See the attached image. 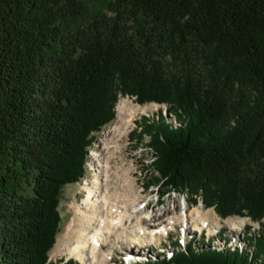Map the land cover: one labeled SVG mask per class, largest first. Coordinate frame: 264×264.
I'll list each match as a JSON object with an SVG mask.
<instances>
[{"label":"trees","instance_id":"1","mask_svg":"<svg viewBox=\"0 0 264 264\" xmlns=\"http://www.w3.org/2000/svg\"><path fill=\"white\" fill-rule=\"evenodd\" d=\"M106 8L112 17L86 21V0H0V264H75L48 256L61 193L83 179L117 94L173 118L158 111L134 129L161 197L259 225L243 234L248 251L195 237L142 264H264V0Z\"/></svg>","mask_w":264,"mask_h":264},{"label":"bare ground","instance_id":"2","mask_svg":"<svg viewBox=\"0 0 264 264\" xmlns=\"http://www.w3.org/2000/svg\"><path fill=\"white\" fill-rule=\"evenodd\" d=\"M147 111L121 99L113 125L101 133L95 144L98 149L90 153L94 174L81 186L86 196L74 205L75 217L60 237L55 254L75 257L81 264H113L118 253L133 246H152L178 223L189 222L194 229L205 230L228 224L235 232L250 221H222L214 210L203 205L192 210L188 203L180 213L167 208L163 216L149 214L157 204L148 201L138 186V167L125 154L126 138L135 129L137 117Z\"/></svg>","mask_w":264,"mask_h":264},{"label":"rangeland","instance_id":"3","mask_svg":"<svg viewBox=\"0 0 264 264\" xmlns=\"http://www.w3.org/2000/svg\"><path fill=\"white\" fill-rule=\"evenodd\" d=\"M108 0H86L87 5L89 6V10H94L97 16L90 17L87 16L84 12L83 15L85 16L84 19L86 21H91L92 19L97 18L98 16L105 15L108 18L112 17V14L108 12L106 8ZM89 12V11H87ZM117 101L114 106V113L115 118L114 120L107 126H105L100 132L95 134V140H98L101 137V133L108 127L112 126L116 116H117V108L121 101V99H127L132 104L137 105L133 102L132 99L127 97H120L119 94L116 95ZM139 106V105H138ZM141 107H146L147 112L137 117L136 122H139L142 117H151V115H157L158 111H162V115L166 116L168 119V114L166 113V106L165 105H156L154 103H148L142 105ZM128 142V146L126 147L125 154L128 155L130 158L129 160H135V164L138 167L137 177H138V186L145 190L144 194L147 196L148 201L152 202L153 205L157 204L154 208L150 209L149 214L154 216H163L165 209L170 208L174 209L176 213H180L185 209L186 203H188L189 207L192 210L195 208L201 207V202L198 204H191L190 199L182 194L178 193H168L161 197L163 193V188L159 187L156 188V185L151 182L154 178L157 177L155 172L151 168L152 162V154L150 149L148 148V138H143L141 141L137 139L136 134H134V129L131 131V134L128 135L126 138ZM96 142V141H95ZM96 143L92 144L89 148V153H87V164H86V172L83 179L74 184L65 186L61 193L60 204H59V212L61 215V224L60 230L56 237L55 244L51 251L49 252V260L50 261H57L60 259L63 260H73L75 264H81L75 257H69L66 254H55L54 251L58 246V241L60 237L64 234L67 229V226L71 223V221L75 217L74 212V205L77 203H81V201L85 198L86 193H84L81 189L83 182L88 178L92 177L94 174L92 168V160L90 153L93 149H98L95 146ZM151 182V184H150ZM145 184H150L148 189L144 188ZM206 209V208H205ZM213 210V209H209ZM216 215V214H215ZM217 216V215H216ZM218 217V216H217ZM219 218V217H218ZM221 219V218H219ZM242 218L239 217H229L227 219H221L222 221L227 220H239ZM249 220L248 218H244ZM247 227H250V234L255 235L259 230V225L257 223H252L248 221L244 227L240 230H236L235 232L232 231V228L227 225H220L217 229L208 227V229H194L192 225L188 222L185 223L184 226L181 224L175 225L168 234L161 237V240H154L152 246H144V247H135L133 246L132 249H127L122 251V253H118L116 256V260L113 264H142L145 261H155L160 260L162 256L169 257L171 253L174 251V243L179 241L181 246H185L188 244L189 241L194 240V238L202 237L205 240H210V247L216 249H234L236 247L243 248V251H248L246 249V245L243 242V234ZM224 231L223 239L220 240L218 238L219 232ZM151 235V234H150ZM148 235V237H150ZM196 245V244H195ZM198 248H202L197 246ZM207 248V247H204ZM136 250V251H135ZM79 262V263H78Z\"/></svg>","mask_w":264,"mask_h":264},{"label":"water","instance_id":"4","mask_svg":"<svg viewBox=\"0 0 264 264\" xmlns=\"http://www.w3.org/2000/svg\"><path fill=\"white\" fill-rule=\"evenodd\" d=\"M201 204H202V202H201Z\"/></svg>","mask_w":264,"mask_h":264}]
</instances>
